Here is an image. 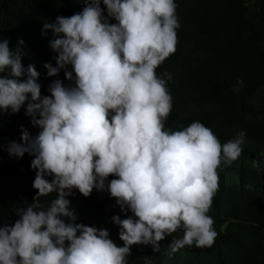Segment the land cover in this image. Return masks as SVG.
Returning a JSON list of instances; mask_svg holds the SVG:
<instances>
[{
	"label": "clouds",
	"instance_id": "obj_1",
	"mask_svg": "<svg viewBox=\"0 0 264 264\" xmlns=\"http://www.w3.org/2000/svg\"><path fill=\"white\" fill-rule=\"evenodd\" d=\"M205 1L218 4L219 39L235 29L218 75L228 95L200 94L209 119L178 131L167 124L172 77L156 69L180 45L177 7L193 0H81L55 23L16 20L0 32V116L27 101V122L41 129L12 132L21 143L9 155L34 157L36 193L13 225L0 218V264H129L133 254L141 264H264V0ZM52 51L48 77L72 70L42 97L39 63ZM110 175V196L132 213L112 217L115 242L77 212ZM241 220L252 225L245 238Z\"/></svg>",
	"mask_w": 264,
	"mask_h": 264
},
{
	"label": "trees",
	"instance_id": "obj_2",
	"mask_svg": "<svg viewBox=\"0 0 264 264\" xmlns=\"http://www.w3.org/2000/svg\"><path fill=\"white\" fill-rule=\"evenodd\" d=\"M186 6L177 7L180 29V45L165 61L156 69V74L162 76L167 72L172 79L166 81L168 91L172 97V112L167 124L175 126L176 131L182 130L190 125L191 121L198 118L209 119V114L202 108L200 94H204L208 100L226 97L227 89L219 82L218 75L223 63L222 48L229 41L231 33L235 29L230 28L225 36L218 38V23L213 18L212 9L218 5L214 2H200L193 0ZM81 0H0V32L6 34V30L16 20L31 22L36 26L39 22L55 23L60 15L75 14ZM223 11L229 19L239 16V12L233 7H223ZM232 30V32H231ZM53 37L51 30L46 31ZM42 58V57H40ZM55 52L52 51L49 59L41 60L39 63V79L41 85V96H46V85L55 80L65 79V71H71V65L62 69L56 76L48 77L44 68L46 63L55 64ZM73 80L68 83L74 84ZM63 84V83H62ZM30 99V97H29ZM27 101L17 112L15 117L0 116V135L12 138L0 145V218L8 220L3 226H11L19 219L17 211L26 209L27 204L36 191L32 189L33 180L27 178L26 168L34 159L33 156L25 153L17 158L9 155V145L12 142L21 143L12 136V132L23 128L28 131L31 138H35L39 131L35 130L27 122L26 114ZM21 113L19 119L17 115ZM115 176H109L105 181L104 190L98 191L95 188L88 197L78 198V210H87L93 219L100 225V229L109 232V238L115 242L119 236L120 228L112 222L113 216H119L121 220L132 216V213L125 208L122 212L117 206L115 198L110 196L107 185ZM12 200L10 211L7 202ZM41 202V199H40ZM26 205L24 208L23 205ZM216 214V213H214ZM135 219V217H133ZM234 229L239 236L245 238L250 232L252 225L248 220H241ZM116 245L118 243H115ZM144 259L139 254H133L129 264H141ZM128 263V260H127Z\"/></svg>",
	"mask_w": 264,
	"mask_h": 264
}]
</instances>
